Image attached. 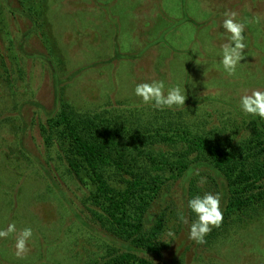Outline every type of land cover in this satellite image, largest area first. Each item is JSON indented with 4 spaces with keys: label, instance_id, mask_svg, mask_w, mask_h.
Masks as SVG:
<instances>
[{
    "label": "rangeland",
    "instance_id": "rangeland-1",
    "mask_svg": "<svg viewBox=\"0 0 264 264\" xmlns=\"http://www.w3.org/2000/svg\"><path fill=\"white\" fill-rule=\"evenodd\" d=\"M226 11L249 21L236 77L214 63ZM149 78L185 83V105H142L133 90ZM262 86L264 0H0V228L33 230L19 257L15 235L0 239V264H99L120 247L90 219L92 186L44 143L41 126L62 105L120 115L138 131L183 125L238 143L239 95ZM188 186L171 185L164 199L182 208ZM251 211L244 222L211 227L202 244L188 237L191 221L183 223L172 250L154 261L264 264V206Z\"/></svg>",
    "mask_w": 264,
    "mask_h": 264
},
{
    "label": "trees",
    "instance_id": "trees-1",
    "mask_svg": "<svg viewBox=\"0 0 264 264\" xmlns=\"http://www.w3.org/2000/svg\"><path fill=\"white\" fill-rule=\"evenodd\" d=\"M241 116L238 143L233 135L217 138L183 125L138 131L120 115L67 104L47 118L41 126L44 143L57 148L71 175L92 186L86 198L90 219L120 245L99 264H158L154 257L172 250L182 217L186 224L195 219L187 209L195 195L220 194L219 227L244 222L247 213L264 206V120ZM184 180L189 196L183 207L167 203V190ZM162 198L166 205L152 212Z\"/></svg>",
    "mask_w": 264,
    "mask_h": 264
},
{
    "label": "clouds",
    "instance_id": "clouds-1",
    "mask_svg": "<svg viewBox=\"0 0 264 264\" xmlns=\"http://www.w3.org/2000/svg\"><path fill=\"white\" fill-rule=\"evenodd\" d=\"M249 25L247 19L241 20L234 11H226L223 14L222 23L219 25L224 31L221 39L225 42L216 52L218 60L214 61L217 69H222L229 77L237 76L238 66L245 60L246 29ZM208 51V49H205ZM199 55L203 56L202 53ZM133 93L140 98L142 105H148L154 110L180 108L185 105L187 96L186 84L183 82L166 84L163 79L149 78L137 83ZM238 109L243 116L258 117L264 120V86L245 89L239 95ZM191 172V170H190ZM196 175H199L197 172ZM201 178L200 183H205ZM219 193L204 192L188 199L187 209L194 214L195 219L189 225L188 237L198 244L204 243V237L211 231V227H219L223 220ZM185 223L187 220L182 217ZM17 233L15 222L0 228V239L15 235V255L21 256L28 251V243L33 237L31 227H24ZM170 236L171 232L168 233Z\"/></svg>",
    "mask_w": 264,
    "mask_h": 264
}]
</instances>
